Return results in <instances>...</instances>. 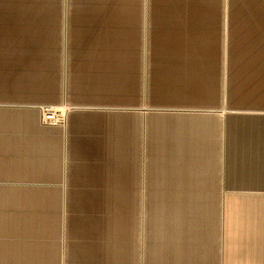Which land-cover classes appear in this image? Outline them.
Here are the masks:
<instances>
[{
  "label": "crops",
  "instance_id": "crops-1",
  "mask_svg": "<svg viewBox=\"0 0 264 264\" xmlns=\"http://www.w3.org/2000/svg\"><path fill=\"white\" fill-rule=\"evenodd\" d=\"M0 264H264V0H0Z\"/></svg>",
  "mask_w": 264,
  "mask_h": 264
},
{
  "label": "built area",
  "instance_id": "built-area-1",
  "mask_svg": "<svg viewBox=\"0 0 264 264\" xmlns=\"http://www.w3.org/2000/svg\"><path fill=\"white\" fill-rule=\"evenodd\" d=\"M43 114L46 120L56 121L59 119L60 110H58L56 107L46 106L43 108Z\"/></svg>",
  "mask_w": 264,
  "mask_h": 264
}]
</instances>
